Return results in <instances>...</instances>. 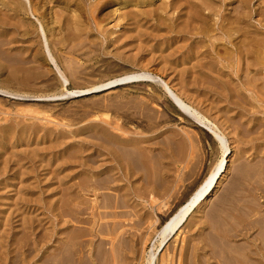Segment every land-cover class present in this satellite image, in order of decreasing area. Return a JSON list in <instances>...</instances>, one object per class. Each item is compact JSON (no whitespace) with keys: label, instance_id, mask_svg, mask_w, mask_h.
<instances>
[{"label":"bare ground","instance_id":"6f19581e","mask_svg":"<svg viewBox=\"0 0 264 264\" xmlns=\"http://www.w3.org/2000/svg\"><path fill=\"white\" fill-rule=\"evenodd\" d=\"M255 1L0 0V94L34 101L107 91L84 114H56L38 103L21 110L19 116L31 114L33 120L39 119L33 115H45L43 125H51L55 136L51 139L43 130V136L50 138L45 147L37 143L38 148L31 149L29 143L23 144L34 129L0 126V175L7 179L12 172L11 181L17 177L19 184L32 179L36 186L47 185V194L55 197L46 209L44 230L35 233L25 217L15 233L0 223V264H264V149L253 160L258 181L243 188L238 197L230 186L218 201L204 207L225 178L231 156L225 124L218 125L202 111L206 95L220 99L224 90L229 97L244 98L242 92L249 93V99L264 110V9H255ZM111 7L114 14L108 18ZM77 12L87 15L88 29ZM253 16L260 17L259 27L252 23ZM99 17L109 19L106 26L115 23L110 27L115 30L99 28ZM125 20L128 28L122 29L119 24ZM142 22L148 24L143 32ZM92 40L104 41L107 47L93 45L90 55L81 52ZM159 41L164 42L149 57L146 52L153 45L148 44ZM50 46H61L67 56L92 64L89 75L99 80L69 92L68 80L59 72L64 91L60 95L48 81L38 88L30 84L44 77L41 70L47 61L58 70L61 57L53 55ZM110 55L128 61L132 68L101 59ZM168 70L176 74L180 87L163 77ZM33 72L36 77L30 76ZM208 82L215 89L207 93ZM134 83H148L149 90L135 97L113 90ZM160 100L167 104L163 109ZM0 101L7 102L1 97ZM214 108L218 113L220 104ZM173 111L221 150L210 174L202 176L200 162L196 177L187 185L188 166L196 152L204 157V145L197 134L184 138L169 128ZM10 114L0 113V122H7ZM243 118L238 117L236 124L228 119L235 124V134L241 135L240 142L244 134L250 136L261 128L258 119L244 127ZM76 126V141L69 152L39 159L65 144L58 128L72 134ZM255 140H264V132L246 142ZM22 145L26 146L22 154L11 149ZM245 155L241 150L239 159ZM37 158L42 161L40 168H50L51 176L44 182L34 174ZM30 189L24 184L17 190ZM234 200L240 205L226 207Z\"/></svg>","mask_w":264,"mask_h":264},{"label":"rangeland","instance_id":"374dc122","mask_svg":"<svg viewBox=\"0 0 264 264\" xmlns=\"http://www.w3.org/2000/svg\"><path fill=\"white\" fill-rule=\"evenodd\" d=\"M89 7V6H87ZM113 8L111 7L110 9H108L106 12H108V18H111V15H113ZM254 8L258 9V8H262L264 9V0H258L257 2H254ZM131 10V9H130ZM264 11V10H263ZM129 12V10L127 11ZM76 15H78L79 17L81 16V21H82V26L86 29H88L89 27H86V23L87 22V15L82 12V14H79L78 12L76 13ZM114 20V17H112ZM258 20V22H257ZM259 20L260 17H254L253 16V20L252 23L259 27ZM109 19L106 18H97V23L99 24V28H103V30L108 31V32H113L115 29L110 28L111 25H115V23L110 24L109 26H106V24L108 23ZM126 20L124 21V23H120V27L122 29H126L128 27H126L125 25ZM128 22V21H127ZM143 23V22H142ZM263 24V23H262ZM119 27V28H120ZM148 27V24L143 23V26L141 28V31L143 32L145 30V28ZM132 27H130L131 29ZM85 29V30H86ZM92 29L95 31V28L92 27ZM131 31H136V29L134 28V30ZM264 32V31H263ZM122 35V34H120ZM115 36V35H114ZM94 39V38H93ZM53 39H49L48 38V42H52ZM90 42H86L84 44V48L81 52L86 53L87 55H90L91 52V47H93V45H95L96 47H101V49H105L107 46L104 45V41L101 43L100 41L97 40H92ZM164 42V41H163ZM163 42H150L148 45H153V47L149 48L146 52V54H148V56L150 57V55L155 53V50L158 46H160L161 44H163ZM139 43V42H138ZM143 44V43H142ZM143 46V45H142ZM50 49L56 55H59L61 57V63H58V70L57 68L54 66V64L50 61H47L46 63L43 64V69L41 70L44 73V77L40 78L39 80H34L35 82H31V83H36V87L38 88L39 84L42 81H48V85L50 86H55L56 87V93H58L57 95H60L61 93H64V91L61 90L60 87V83H59V72L62 73L64 75V77L68 80V88H69V92H71V90H73L72 88H75V86H79V85H84V84H88V83H93L97 80H99L98 76H91L90 71H91V67L92 64H86L82 61H79L78 58L76 57H71V56H67L64 52L67 49H61L60 47H56V48H52V46H50ZM110 51H112L111 53L114 54V50L109 49ZM45 57L47 59V51L45 49H43ZM133 51L128 53V56L133 55L132 53ZM157 55V54H156ZM110 56H102L101 59L103 60H107L110 59L111 62H113L114 64L116 63L119 66H123L125 67L127 70L131 67V64L128 61H124V60H120V59H115L112 58ZM69 59L71 61H69ZM67 61H69V67L67 64ZM98 65H96L95 67L97 68ZM172 66L174 67V64H172ZM153 69V67H152ZM180 69V68H179ZM159 70V69H158ZM77 74V75H76ZM37 73L33 72L30 76L31 77H36ZM109 75V74H108ZM168 76V77H167ZM163 77H167L168 79L171 78L172 83L176 86V87H180L177 81V76L176 74H174L173 71L168 70V72L163 76ZM205 92L208 93L209 88L215 89V87L213 86L212 83L208 82L205 85ZM113 90L115 92H120V91H126L127 93L130 94V97H135L138 94H143L145 95V93H147V90H149L148 88V83L146 84H141V83H134V84H130L127 86H118L113 88ZM217 90H219V88H217ZM221 90V89H220ZM221 95H220V99L218 97V99H216L215 96H210L209 94L206 95L207 100L203 101V104L201 106L202 111L204 112V114L206 115L207 118H209L210 120L212 119L214 122H217L218 125L220 124H225V128H227L226 130V135H227V139L229 142V147H230V151H231V156L228 159V172L225 175V178L221 181L218 189L216 190L214 196L206 203V205L204 207H210L213 203H215L216 201H218L219 197L221 194H224L229 188L230 186L233 187V195L237 196L239 195V193L241 192V190L243 188H248L250 187L253 183H255L256 181H258L259 178H256L255 176H253V172L256 170L255 168V163H253L254 158L257 156L256 153H258L259 156H262V152L264 149V140H255L251 143L246 142L247 140L251 139V138H255L258 137V133H260V131L264 132V110L261 108H257L258 107V103L254 102L253 100L249 99V93H245L242 92L243 95H245L244 98H242V96H237L234 95L232 97L227 96L226 91L221 90ZM106 92H102V93H97V94H93L90 96H85V97H71V96H63V97H58L56 99H42V100H34V101H16V98H13L11 96H7L4 94H0V97L7 102H1L0 103V113H4V112H11V114L8 116V121L7 122H0V126H7V125H14L17 126L16 124H18V126H22V127H29L30 129H34V133H29V137H26V140L24 141L23 144H27L29 143L30 148H38L37 147V143L41 146V147H45L48 146L50 143V138L44 135L43 130L47 131L48 133L51 134V139H54L55 136H53V132H52V126L51 125H43L44 122L43 118L45 115H41V116H37V115H33V117H39V119L37 120H33L31 119V114H24L23 116L20 115L19 113L21 110H25L28 104H39V105H46L48 109H52V112L56 113L60 112V113H67V114H72L74 115V112H78L80 114H84L85 112H87V108L90 105H94V104H98L101 101V98H103L105 96ZM204 93V92H203ZM48 95H50L51 93H47ZM203 97H197L195 100L196 102L199 101V99H202ZM21 100V99H20ZM22 100H28V99H22ZM214 101V102H213ZM220 101V103H219ZM19 102H23V105H19ZM220 104V111L218 113H214L215 112V105H219ZM159 107H161V109H163L167 104L163 102V100L159 101ZM31 108H35V107H31ZM245 110H244V109ZM155 110H159L157 108L154 107ZM211 109V112H209V110ZM42 110L44 112H47L45 108H42ZM160 111V110H159ZM208 111V112H207ZM174 118V121H172L168 126L169 128H171L172 130H174L176 133H178V135L180 137H189V136H195V134L199 136H201L202 138V143L204 145V157L200 156V152H196L195 153V157L194 160H192L188 166L189 169V174H190V180L188 182H186V185L189 184L193 178H195L197 172H198V168L200 167V162H202L204 164L203 166V173L202 176L204 177L205 175H209L210 172L212 171V169L214 168L215 164L219 161V159L221 158V150L218 148V146L216 144H213V142L211 141V138L207 137V136H203V132H199V129L197 128V126L195 124H191V121L187 120V118L183 117V116H178V114H176V112H172L171 114ZM244 118L242 120V122H247L245 123L244 127H247L249 120L251 119H258V124L260 125V129L258 131L253 130L252 134L250 136H247L246 134H244L245 139L243 140V142H240V138L241 135L239 134H235V130L233 129V126L236 124V122L238 121V117L243 116ZM24 116H27V118H25ZM3 116H0V118ZM180 117V118H179ZM229 118H233L234 123H230L228 121ZM216 119V120H214ZM15 120V122H14ZM180 120V121H179ZM248 120V121H247ZM12 122H14L15 124H13ZM220 123V124H219ZM233 124V125H232ZM252 126V125H251ZM79 126L73 127L71 130L74 132L72 134H69L67 132H64L63 129L64 128H58V132H60V134H62L63 138H64V145L62 147H60V150L58 152H44L43 154H40L39 159L43 158V159H53L54 157H61L64 152H69V150L74 146V142L76 141L75 139V132L76 129ZM41 130L43 133L42 134H37V132ZM67 130V129H65ZM244 130V129H243ZM46 133V132H45ZM202 134V135H201ZM46 137V138H45ZM178 137V138H180ZM30 141V142H29ZM39 141V142H38ZM38 145V146H39ZM39 146V147H40ZM11 147V146H10ZM26 146H20V147H16L13 148L11 147V149L15 152V154H19V153H23L25 150ZM65 148V149H64ZM64 149V150H63ZM241 150H245L246 151V155L243 159H239V153ZM203 159V160H202ZM37 163L35 164V168H34V174L38 176V180L41 181H45L47 179L50 178L51 174L49 169L50 168H40L39 167V163L42 162L40 160H38V158L36 159ZM52 168V167H51ZM12 172L8 173V178L6 179V177L0 175V223H4L6 224L7 227L6 229L9 232H14L16 230H20V224L22 223L21 220L22 218H26L29 221V226H33V229L35 230V233H37L38 231H40L41 228H43L42 230H44V228L46 227V221H48L47 219L49 218L46 209L49 207V201L52 200V198L55 197H49V195L47 194V191L45 189H47V185L44 186V184L41 185L38 184V186H36V183H33L34 181L32 179H30L29 182H22V183H17V180L15 178L14 181H11V174ZM33 176V175H32ZM46 178V179H45ZM6 179V180H5ZM55 181V180H54ZM54 181L51 182H47V184L50 183H54ZM15 185V188L10 186L9 184ZM27 185L30 184L31 185V189L30 190H25V191H18L17 189L22 186V185ZM8 185V186H7ZM53 188V187H51ZM240 188V189H239ZM234 202V204L232 203ZM230 202L231 205H227L226 207H231V206H235V205H240L238 200H234ZM262 203V201H261ZM193 218H195V216H193ZM192 218V219H193ZM192 219H189L188 222L185 224L184 226V231L188 230V225L189 223H191ZM45 225V226H44ZM3 228V225L0 226V230ZM30 230V229H28ZM149 250V249H148ZM147 250V251H148Z\"/></svg>","mask_w":264,"mask_h":264}]
</instances>
